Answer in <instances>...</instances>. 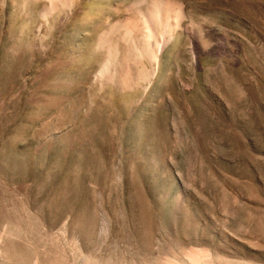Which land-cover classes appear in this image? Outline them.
<instances>
[{"label":"rangeland","instance_id":"obj_1","mask_svg":"<svg viewBox=\"0 0 264 264\" xmlns=\"http://www.w3.org/2000/svg\"><path fill=\"white\" fill-rule=\"evenodd\" d=\"M0 264H264V0H0Z\"/></svg>","mask_w":264,"mask_h":264}]
</instances>
